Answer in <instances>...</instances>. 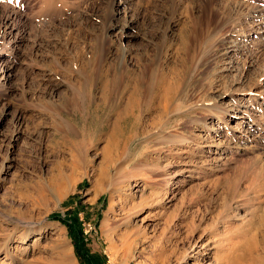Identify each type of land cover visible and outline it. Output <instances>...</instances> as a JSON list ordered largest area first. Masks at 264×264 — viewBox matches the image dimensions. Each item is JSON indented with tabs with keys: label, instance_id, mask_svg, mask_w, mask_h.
<instances>
[{
	"label": "rangeland",
	"instance_id": "rangeland-1",
	"mask_svg": "<svg viewBox=\"0 0 264 264\" xmlns=\"http://www.w3.org/2000/svg\"><path fill=\"white\" fill-rule=\"evenodd\" d=\"M111 2L0 0V264H264V0Z\"/></svg>",
	"mask_w": 264,
	"mask_h": 264
},
{
	"label": "bare ground",
	"instance_id": "bare-ground-1",
	"mask_svg": "<svg viewBox=\"0 0 264 264\" xmlns=\"http://www.w3.org/2000/svg\"><path fill=\"white\" fill-rule=\"evenodd\" d=\"M132 1L133 0H112V2H111V10H115L114 9V7H115V5L117 6V4L119 3H123L124 5H129V4H131L132 3ZM176 1V0H175ZM135 2V1H134ZM210 2V0H199V8H203V9H205V7L207 6L208 7V3ZM218 2V1H217ZM136 3H137V0H136ZM139 3V2H138ZM211 3V2H210ZM221 3V2H220ZM219 3V4H220ZM223 4H225L224 2H222ZM218 4V3H217ZM134 5H135V3H134ZM137 5V4H136ZM211 5V4H210ZM209 5V6H210ZM226 6V8H227V20L228 21H230L231 19V24L233 25L234 23H236V24H243V23H246L247 21H249V19H252V20H254V18H255V12H253V10L252 11H249L248 10V8H247V10H244L242 7H239V6H236V5H227V4H225ZM174 6V5H173ZM197 6V5H196ZM195 6V8H197ZM222 6V4L220 5V7ZM232 6V7H231ZM194 7V6H193ZM212 7V6H211ZM211 7H210V9H211ZM110 8V7H109ZM245 8V7H244ZM214 9V8H213ZM216 9V8H215ZM222 9V8H221ZM189 10H190V7H189ZM224 10V9H223ZM222 10V11H223ZM176 11V10H175ZM208 11H209V9H208ZM110 12V11H109ZM204 12H205V10H204ZM203 12V13H204ZM213 12H215V11H213ZM206 13H207V11H206ZM210 13V12H209ZM208 13V14H209ZM111 14V13H110ZM188 14V13H187ZM211 14V13H210ZM226 14H225V16H226ZM112 15H113V13H112ZM205 15V14H204ZM215 15V14H214ZM210 16V15H209ZM205 17V16H204ZM204 19V18H203ZM207 19H208V17H207ZM257 19H259V18H257ZM197 20V19H196ZM209 20V19H208ZM258 21V20H257ZM205 22V21H204ZM0 23H2L4 26H5V28L6 29H8V30H12V29H14V27H16L15 25L16 24H22V23H25L22 19H21V16L19 15V14H17V12H10V13H7L6 15H4V17H2L1 19H0ZM207 23V22H206ZM254 23V22H253ZM252 23V24H253ZM262 23H263V21H262ZM208 25V24H207ZM235 25V24H234ZM248 26V25H247ZM259 26H261V25H259ZM264 26V25H263ZM250 28L252 27V25L251 26H249ZM248 27V28H249ZM255 27V26H254ZM243 28V27H242ZM241 28V29H242ZM249 28V29H250ZM259 29V30H258ZM258 29H255V28H251L250 30L252 31V33H258L259 31H261L262 29H263V27L261 28H258ZM264 30V29H263ZM7 33V32H6ZM7 34H9V33H7ZM216 34V33H215ZM260 35V34H259ZM226 36V35H225ZM261 36V35H260ZM225 38H227V37H225ZM259 38V37H258ZM258 38L256 39V40H258ZM225 41H226V39H224ZM253 41V40H252ZM224 42V41H223ZM256 42V41H255ZM225 43V42H224ZM258 43V42H257ZM9 44V43H8ZM251 45V44H250ZM261 45V44H260ZM259 45V46H260ZM240 46H243V45H240ZM262 46V45H261ZM257 47V46H256ZM9 50H11V54L12 55H15L16 53H17V50H16V48L15 47H10L9 48ZM239 50V49H238ZM1 51V50H0ZM9 52V51H8ZM2 56H4V54L2 53H0V59H2ZM248 107V106H247ZM236 109V108H235ZM219 111L217 112V113H215V115H219V122L220 123H223V121H222V119H224V117H225V115L227 114L226 113V111H223L222 109H218ZM249 111V110H248ZM244 112V111H243ZM240 113H242L241 111H240ZM245 113V112H244ZM244 113H242V115L243 116H246ZM253 113V112H252ZM252 113H249V114H252ZM255 114V113H254ZM221 115V116H220ZM243 116H240L241 117V120L242 119H245V117H243ZM258 116V115H257ZM264 118V117H263ZM252 119H253V116H252ZM256 119V118H255ZM254 119V120H255ZM261 119V118H260ZM260 119H259V121H260ZM248 120V119H247ZM262 121V120H261ZM258 125V124H257ZM232 127V126H231ZM233 130H241V128H239L236 124L235 125H233ZM259 128V127H258ZM218 129V127L217 128H215V130H217ZM262 129V128H261ZM241 132H245L244 130H241ZM256 133V132H255ZM254 136H256V135H254ZM263 136V135H262ZM252 137V136H251ZM259 137V136H258ZM243 140V139H242ZM246 141V140H245ZM244 142V141H243ZM246 142H248V140L246 141ZM243 146V145H242ZM246 146V145H245ZM249 146V145H248ZM211 147V146H210ZM209 147V148H210ZM208 148V149H209ZM214 149H209V152L211 153L212 152V154H216V153H219V148L217 147V146H214L213 147ZM236 150V149H235ZM220 151H222V150H220ZM155 169H157V168H155ZM182 172H188V173H194V172H197L196 170H195V167L194 166H192V167H182V169H180V170H178V172H176V173H182ZM200 173V172H199ZM174 175V174H173ZM124 176V175H123ZM139 176H141V177H143L144 176V174H140V172L138 171V170H135V169H133V170H131V172H129L127 175H125L124 177H122L123 178V183H124V185L126 184V185H128V181H131V180H135V179H137V177H139ZM169 176V175H168ZM140 177V178H141ZM175 177V176H174ZM121 178V179H122ZM144 180H146L145 179V177L143 178ZM153 181V180H152ZM59 201V198H57V202ZM135 207H136V205L135 204H133L130 208H128V209H125V210H120L119 212H117L116 214L118 215H120L121 216V224L122 225H126L128 222H133L134 221V219L136 218V210H135ZM120 218V217H119ZM118 218V219H119ZM7 219L8 220H10V221H12V222H14L15 220L14 219H11L10 217H7ZM18 220V219H17ZM136 220V219H135ZM20 221V220H19ZM18 222V221H17ZM21 222V221H20ZM23 223V228H22V231H21V233H20V238H19V241H21L20 243H25V241H27V239L31 236V235H40V233H39V231L38 230H36L35 229V225L33 224V223H31V222H22ZM142 227H144V224H142L141 225ZM138 229V228H137ZM210 242H207V241H204V242H202L201 243V248H200V251H202L201 253H199V252H196V253H193L192 255H188V256H186V257H183V258H181L180 259V262H178V264H189V262L191 261V260H194V259H196V264H209L208 263V257L207 256H204V252H203V250L204 249H206V247L207 246H210ZM161 249V248H160ZM218 249V248H217ZM220 251V250H219ZM174 254V253H173ZM156 255V254H155ZM167 256V255H166ZM159 259H157V260H160L159 262V264H166V260L167 261H169L168 259H167V257H165V255H164V257H163V255H158L157 256ZM163 257V258H162ZM10 258H12V255H11V252H10V246H9V241H4V243L2 244V246L0 247V260H8V259H10ZM170 259V258H169ZM221 260V259H220ZM69 262H70V264H76L75 262H73V258H69ZM152 261L150 260V262L149 263H151ZM158 262V261H157ZM221 261H219L218 259L217 260H215V263L214 264H221L220 263Z\"/></svg>",
	"mask_w": 264,
	"mask_h": 264
},
{
	"label": "trees",
	"instance_id": "trees-1",
	"mask_svg": "<svg viewBox=\"0 0 264 264\" xmlns=\"http://www.w3.org/2000/svg\"><path fill=\"white\" fill-rule=\"evenodd\" d=\"M66 222L68 231L72 237L73 247L76 254L80 257L84 264H99L98 256L92 252H89L84 246V242L79 237L78 230H75L73 227L72 219L62 218Z\"/></svg>",
	"mask_w": 264,
	"mask_h": 264
}]
</instances>
